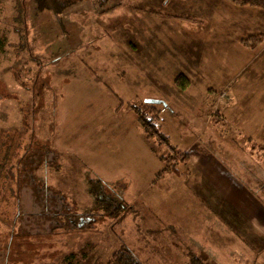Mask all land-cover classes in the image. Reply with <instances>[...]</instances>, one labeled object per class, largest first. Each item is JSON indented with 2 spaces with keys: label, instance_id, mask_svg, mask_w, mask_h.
Listing matches in <instances>:
<instances>
[{
  "label": "crops",
  "instance_id": "obj_1",
  "mask_svg": "<svg viewBox=\"0 0 264 264\" xmlns=\"http://www.w3.org/2000/svg\"><path fill=\"white\" fill-rule=\"evenodd\" d=\"M148 1L143 2L145 13L152 6V1ZM155 8L175 26L173 49L187 55L188 60L197 58L195 79L219 102L210 117L221 112L225 123L243 136L205 123V110L166 79L167 71L160 70L156 60L162 58L167 45L171 47L165 39L172 24L159 21V16L154 28L147 29L157 31L156 36L149 35L142 45L148 50L150 43L151 57L147 61L132 51L131 45L119 41L123 56L120 48L106 46L116 57L110 62V72L103 71L98 63L87 66L84 56L80 59L70 55L47 65L48 88L55 97L53 149L72 154L105 183L127 181L125 199L130 203L150 196L145 207L155 208L159 215L157 226L155 218L145 221L146 234L155 228L159 244L177 239L188 242L184 247H173L182 258L177 263L190 264L191 256L207 258L216 241H220V247L221 240L228 239L257 259L264 252V184H260L261 188L259 183L252 184L242 166L255 158L260 160L249 150L248 138L264 147V10L240 7L229 0H156ZM183 39L193 41L191 51L182 47ZM249 39H260L261 43L252 49L245 45ZM149 81L171 97L175 105L171 103L172 108L162 113L161 125L172 145L189 155L187 167L180 170L188 172L187 177L171 175L156 181L163 164L147 146L142 127L131 114L113 116L120 101L129 103L141 91L147 94ZM87 93L88 97H108L99 104L111 114L109 118L101 114L89 122L80 115L78 99ZM107 101L112 103L109 108ZM234 157L239 161L231 162ZM170 203L174 207L166 208L165 204ZM162 229L163 233L158 232ZM201 241L204 244L199 247ZM168 251L167 248L157 253L164 256Z\"/></svg>",
  "mask_w": 264,
  "mask_h": 264
},
{
  "label": "rangeland",
  "instance_id": "obj_2",
  "mask_svg": "<svg viewBox=\"0 0 264 264\" xmlns=\"http://www.w3.org/2000/svg\"><path fill=\"white\" fill-rule=\"evenodd\" d=\"M25 1L0 0V41L3 42L4 49L0 50V264H108L113 254L124 245L132 250L142 264H161L162 259L165 260L162 264H185L177 263L182 258L179 251L173 247L175 244L184 247V243L188 244L187 241L177 239L173 240V243L159 244L155 240V228L152 229L153 232L146 234L145 221L155 218L157 226L158 217L155 208L145 207L150 196L141 202L137 198L135 203L125 199L132 208L118 218H112L97 207L95 198L89 192V180L100 178L85 169L77 158L71 156L72 154L64 151L59 153L53 149L56 129L55 97L53 91L48 88L47 70L54 57L64 56L70 48H75L76 53L73 55L80 59L87 57V66L98 63L103 71L110 72V62L116 57L113 52L109 53L106 46L113 45V49H121L123 42L131 45L132 51L147 61L151 57L150 43L147 45L148 50L143 49L144 39L150 38L149 35L155 37L157 32L149 30L154 28L159 16L162 17L159 21L163 23L172 24V21H167L160 10L157 11L156 0H151L152 6L148 13L144 10L145 0H79L76 5L78 10L70 13L69 18L66 17L63 21L51 16L48 11H33L32 6L27 4L29 0L26 4ZM147 2L149 3L148 0ZM18 3L27 8L24 16H28V25L25 23L26 17L23 19V14L19 16L18 10H15ZM17 21H21L19 27L22 35L29 38L27 48L22 46L23 50L19 48L21 40L15 32ZM180 24L182 26L183 23ZM170 30L166 32L168 39L165 41L169 40L171 47L166 44L167 47L162 51L163 62L161 59H152L156 60L157 64L159 62L160 70L165 73L167 71L168 75L165 77H168L166 79L175 88L179 89L174 83L178 76L190 81L188 90L181 92L205 110L204 122L214 125V117L221 112L213 113L212 117L210 114L219 102L217 104L214 95H209L210 91H205L207 88L203 83L195 79L197 58L196 61L194 57L188 60L187 52L184 53L186 56H182L173 49V24ZM69 32L75 34L73 42L69 40ZM183 40L182 47L191 51L194 47L193 41ZM101 41H105L103 45L99 44ZM155 43L154 38L152 44ZM28 45L41 62L30 58V55L26 58ZM137 45L141 48H136ZM140 50L147 52V55H143ZM119 54L125 55L123 49ZM120 65L113 67L119 71ZM152 66L156 68L154 63ZM20 67L25 68V71L20 73ZM28 69L32 72H28ZM186 74H190L189 78ZM190 77L193 78L194 86ZM147 88L144 97H159L174 105L172 98L164 94L152 81L148 82ZM137 96L131 102L139 104L140 100L135 102ZM81 97L83 98L78 99L77 111L84 115L87 121L94 122L101 114L106 118L111 116L107 110L102 109V104H99L100 100H107L105 98L108 97H88V93ZM120 102L113 113L116 118L131 114L126 110L128 103ZM111 105L112 103L107 101V108ZM132 117L134 118L133 115ZM229 132L233 135V132L239 134L237 130ZM46 147L58 153L54 162V154L45 153ZM255 154L259 156V162L258 158H255L243 164L242 168L252 184L257 186L259 183L261 188L260 184H264V151ZM235 159L237 157L231 162ZM50 162L54 163L53 167ZM42 197L45 203H53V207L47 212ZM165 206L174 207L171 203ZM44 213L49 215L44 216ZM90 214H96L92 223H89L85 216ZM77 215H82L83 219H79ZM190 216L186 218L192 221L194 218ZM163 231L164 229L158 232ZM190 242L196 246L195 242ZM219 242L216 241V245H212L209 257H197L204 264H264V252L257 259H253L229 239L221 240L220 247ZM203 244L201 241L199 247ZM167 248L168 255L160 256L157 253Z\"/></svg>",
  "mask_w": 264,
  "mask_h": 264
},
{
  "label": "trees",
  "instance_id": "obj_3",
  "mask_svg": "<svg viewBox=\"0 0 264 264\" xmlns=\"http://www.w3.org/2000/svg\"><path fill=\"white\" fill-rule=\"evenodd\" d=\"M27 1V0H26ZM25 1V4H26ZM77 1L79 0H29L28 5L32 6V10L35 12H45L48 11L51 13V16L57 17L62 21L71 15L73 11H75L76 5L78 4ZM232 3H234L237 6L240 7H253V8H260L264 10V0H229ZM26 6V5H25ZM18 10L19 16L23 14V19H25L26 25H28L27 19L28 16H24L25 7H23L22 3L21 5L18 3L16 4L15 10ZM16 10V12H17ZM78 10V9H77ZM18 16V18H19ZM20 24L21 21L18 22L15 28V32L20 37L21 43L19 44V48L22 49V46L24 49L27 48L28 44V37L26 35H22L20 32ZM19 27V28H18ZM27 28V27H26ZM81 28V27H79ZM70 34L69 40L73 42L75 34ZM26 36V39H24ZM2 40V39H0ZM261 43L260 39H249L245 41V45L249 48L255 49L259 46ZM73 46V45H72ZM33 48V45L31 44V50ZM0 50L3 49V42L0 41ZM23 50V49H22ZM29 52L27 53V57L30 58L33 57L35 61H40L38 57L34 56L33 51L30 50V45H28ZM75 52V48H70L64 56H70L73 55ZM76 53V52H75ZM74 53V54H75ZM61 57H54L52 61H55ZM29 62V61H27ZM41 62V61H40ZM1 63V62H0ZM1 65V64H0ZM25 68L20 67V73L24 72ZM32 70L28 69V72ZM19 74V73H18ZM16 74V75H18ZM23 74V73H22ZM174 83L177 85V87L182 91L186 92L188 88L190 87V81L183 77L178 76ZM146 95V93L140 92V94L137 96L135 102H138L139 104H136L134 102H130L126 105V110L131 113L134 118L137 120L139 125L142 127L144 131V139L147 144V146L151 149V151L156 155V157L160 160V162L163 164V169L157 174L156 181L162 179L164 176H184L187 177V173H180V170L183 168L185 169L187 167V163L189 160V155L182 150L178 149L177 147L172 145L171 139L169 135H167L161 125L162 120V113L164 111H168L172 108V105L169 101L160 99L159 97L155 98H147L143 96ZM141 96L144 98L141 99ZM146 99H160L165 101L168 104V107L165 108L162 105H150L146 104ZM220 113L218 116L214 117V125L218 127V129L224 130H231L234 129L226 125L225 121L221 119ZM238 136L242 137V133H237ZM248 147L250 151H253L254 153H258L259 151H264V147L261 145H258L254 141H252L250 138L247 139ZM45 153H53L54 159L52 162H54L56 156L58 153H55V151L49 147L45 148ZM57 154V155H56ZM50 162V166L53 167L54 163ZM44 163L47 165V162L44 161ZM49 164V163H48ZM45 165V166H46ZM92 174V173H90ZM90 185V195H92L97 203V207L99 206L101 210L105 211V214L111 216L112 218H118L121 214H123L125 211L130 210L132 207H130L127 202L125 201V194L127 192L128 185L126 184V181H118L114 183H105L101 179H95V180H89ZM41 190V186L40 189ZM50 190V189H49ZM43 192V191H42ZM38 197H40L38 195ZM41 198V197H40ZM43 206L45 209V212H47L49 209L53 207V203H45V199L42 197ZM47 202V201H46ZM42 206V207H43ZM44 212V211H43ZM49 214L44 213V216H48ZM96 214H90L85 215L89 223H92L95 220ZM79 219H83L82 215H77ZM108 264H142L140 260L136 257V255L132 252V250L127 246H121L120 249H118L110 259ZM190 264H204L201 259H199L196 256H191Z\"/></svg>",
  "mask_w": 264,
  "mask_h": 264
},
{
  "label": "water",
  "instance_id": "obj_4",
  "mask_svg": "<svg viewBox=\"0 0 264 264\" xmlns=\"http://www.w3.org/2000/svg\"><path fill=\"white\" fill-rule=\"evenodd\" d=\"M146 104H150V105H162L163 107L167 108L168 104L160 99H146L145 100Z\"/></svg>",
  "mask_w": 264,
  "mask_h": 264
}]
</instances>
